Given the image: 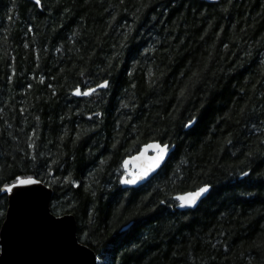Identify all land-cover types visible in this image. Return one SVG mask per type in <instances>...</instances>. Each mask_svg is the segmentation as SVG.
Instances as JSON below:
<instances>
[{
  "label": "trees",
  "instance_id": "16d2710c",
  "mask_svg": "<svg viewBox=\"0 0 264 264\" xmlns=\"http://www.w3.org/2000/svg\"><path fill=\"white\" fill-rule=\"evenodd\" d=\"M148 143L173 151L124 188ZM16 175L97 264H264V0H0V185Z\"/></svg>",
  "mask_w": 264,
  "mask_h": 264
},
{
  "label": "water",
  "instance_id": "95a60500",
  "mask_svg": "<svg viewBox=\"0 0 264 264\" xmlns=\"http://www.w3.org/2000/svg\"><path fill=\"white\" fill-rule=\"evenodd\" d=\"M205 1L215 3L218 0ZM149 144L153 143L146 145ZM142 151L144 152L142 159L135 161L130 159L139 156ZM172 151L173 148H169L164 161L146 177L135 184L121 183L122 186L126 189H136L145 185L165 165ZM153 155H155V150L152 148L145 149L144 145L138 153L125 159L130 160L128 173L139 172L142 166L148 162L147 158ZM123 177L128 178L127 174ZM31 187L43 194L39 201L31 196L19 198L6 194L8 205L0 228V264H97L96 254L79 243L75 218L68 214L60 216L52 214L50 210L51 189L43 185ZM14 191H19V189ZM209 191L210 188L198 198L197 203L192 207H181L176 197L184 193L176 195L178 210H195ZM45 217L51 220L59 218L63 224L56 227L49 226L44 222ZM65 225L70 226V234ZM72 241H76V243L72 244Z\"/></svg>",
  "mask_w": 264,
  "mask_h": 264
},
{
  "label": "snow or ice",
  "instance_id": "6c2138e0",
  "mask_svg": "<svg viewBox=\"0 0 264 264\" xmlns=\"http://www.w3.org/2000/svg\"><path fill=\"white\" fill-rule=\"evenodd\" d=\"M35 2L37 6H40L41 0H35ZM108 83L109 82L105 80L101 84L96 85V88L107 87ZM95 90H96L95 88L90 87L84 91H81L79 86H77L74 89V94L88 96L94 93ZM180 94L181 96L184 94V89H181ZM96 115L99 116L100 113H96ZM195 119H196L195 117L189 119L187 123L184 125V127L187 128L193 125L195 123ZM29 147H32V145L30 144ZM169 147L170 146L167 143H153V144L145 145V149L148 148L154 149L155 155L151 156L150 158H147L148 162L142 166L139 172L128 173V166L130 160H125L124 168L128 178L121 177V183L135 184L137 181L146 177L150 172H152L164 161L168 153ZM143 157H144V152L142 151L139 156L132 157L130 159L132 161H135V160H140ZM240 176L247 177L248 172L242 171L240 172ZM65 179H68V177H65ZM40 185H43L44 187H50V185L45 184V182L42 179H37L33 175H16L14 176L13 181L11 183H3L2 185H0V195L8 194L10 196L19 197V198L31 196L36 201H39L42 198L43 194L40 191L33 190L31 186H40ZM210 187H211L210 185L205 184L193 192H188L182 195H178L176 199L180 202L181 207H192L197 203L198 198H200L203 194H205ZM16 189H19V191H14ZM161 203H164V201H161ZM4 216H5V212L3 211L2 208H0V217H4ZM44 222L52 227L60 226L63 224V222L59 218H57L56 220H51L45 217ZM65 227L67 228L70 234L71 232L70 226L65 225ZM87 242L88 241L85 238H81L79 240L81 246H83ZM71 243L75 244L76 241H72ZM77 251H79V249H77ZM105 264H109V262L105 261Z\"/></svg>",
  "mask_w": 264,
  "mask_h": 264
}]
</instances>
